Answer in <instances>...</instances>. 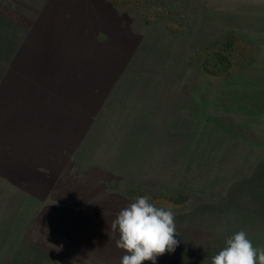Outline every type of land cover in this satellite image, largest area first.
Instances as JSON below:
<instances>
[{"label": "rangeland", "instance_id": "1", "mask_svg": "<svg viewBox=\"0 0 264 264\" xmlns=\"http://www.w3.org/2000/svg\"><path fill=\"white\" fill-rule=\"evenodd\" d=\"M190 3L197 8L194 23L174 14L168 21V0H0L2 63L21 46L23 8L58 9L57 23L72 20L84 39H107L106 74L121 67L124 85L107 98L105 147L91 163L132 146L135 117H163V125L152 119L162 131L148 143L152 155L143 171H129L128 152L120 158L130 164L124 173L74 163L53 180L58 201L47 206L27 194L42 195L43 188L21 189V259L4 257L0 264H120L125 253L115 246L111 222L93 217L115 219L139 196L175 214L179 244L156 264H202L212 243L224 248V237L239 231L264 238V0H182ZM223 37L233 46L232 69L203 74V49ZM124 176L132 181L117 179ZM229 180L225 201L220 189ZM39 211L47 217L37 219Z\"/></svg>", "mask_w": 264, "mask_h": 264}, {"label": "crops", "instance_id": "2", "mask_svg": "<svg viewBox=\"0 0 264 264\" xmlns=\"http://www.w3.org/2000/svg\"><path fill=\"white\" fill-rule=\"evenodd\" d=\"M31 8L21 9L20 48L11 60L0 62V173L21 172L17 177L0 175V260L21 259V189L43 188L42 195L27 192L30 201L42 205L58 201L47 189H54L53 180L74 163L122 173L131 164L129 171H143L152 155L148 143L162 131L154 130L156 117L146 115L140 121L135 117L130 128L132 146L125 149L118 144L117 156L106 163H91L103 154L106 101L115 86L124 85L123 69L113 68L107 76V39H84L83 30H76L72 20L57 23L58 16L52 12L58 9ZM158 117L155 120L163 125V117ZM128 152L131 163H121ZM33 215L34 219L47 217L43 211Z\"/></svg>", "mask_w": 264, "mask_h": 264}, {"label": "clouds", "instance_id": "3", "mask_svg": "<svg viewBox=\"0 0 264 264\" xmlns=\"http://www.w3.org/2000/svg\"><path fill=\"white\" fill-rule=\"evenodd\" d=\"M115 246L125 253L120 264H156L158 257L179 244L175 214L157 207L148 196H139L121 209L110 225ZM212 264H264V248L253 246L245 231L226 239V246L212 257Z\"/></svg>", "mask_w": 264, "mask_h": 264}, {"label": "trees", "instance_id": "4", "mask_svg": "<svg viewBox=\"0 0 264 264\" xmlns=\"http://www.w3.org/2000/svg\"><path fill=\"white\" fill-rule=\"evenodd\" d=\"M159 1H162V0H159ZM168 3H169V8L166 11L169 16L168 18H170L173 14L176 18L178 17L182 18L185 15L184 19L186 18V20L188 21L191 20V23H194V21L196 20L195 13L197 11V8H194V7L192 8L191 3L189 4V6L182 5V0H168ZM184 6L186 8H184ZM201 17L203 19H206L205 14H202ZM174 18H170L168 19V21L170 20L173 21ZM232 47H233L232 43L229 41V39H225V37H223V39L221 40L210 39V41H208V44L205 46L202 52L203 56L201 57L202 63L199 67L200 71H202V73L205 75H210L214 77L227 75L229 73V70L232 69V62L234 58ZM233 182L234 180L233 181L229 180L220 189L221 198H223L225 201H227V199L230 196L231 186L233 185ZM47 192L49 195L50 193L53 192V188L47 189ZM175 197L177 196L174 195V198ZM42 205L45 206L46 204L43 203ZM75 212L80 215L84 214L83 211L77 212L75 210ZM95 214L98 216V213H95ZM93 218L97 221H105V222H111V223L113 221V219L109 220V219H104L103 217L101 219V216L93 217ZM234 234L235 233L229 234L226 237L230 238ZM262 237L259 238L260 242H257L255 238H251L248 236L253 246L256 247L257 249L264 248V238L262 239ZM224 239H225L224 243H226L227 238L224 237ZM212 246H214L213 243H212ZM212 246L208 249L205 259L202 262V264H212V257L215 256V254L217 255L218 252L223 249V247H217L215 249V248H212Z\"/></svg>", "mask_w": 264, "mask_h": 264}]
</instances>
